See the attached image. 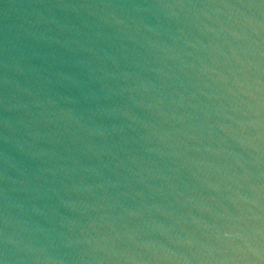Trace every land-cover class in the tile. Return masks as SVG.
<instances>
[{
  "label": "water",
  "instance_id": "obj_1",
  "mask_svg": "<svg viewBox=\"0 0 264 264\" xmlns=\"http://www.w3.org/2000/svg\"><path fill=\"white\" fill-rule=\"evenodd\" d=\"M0 264H264V0H0Z\"/></svg>",
  "mask_w": 264,
  "mask_h": 264
}]
</instances>
